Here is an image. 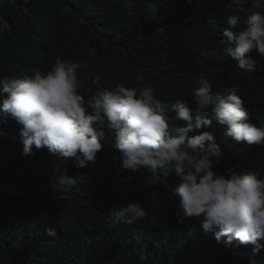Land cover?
Returning <instances> with one entry per match:
<instances>
[{
  "label": "trees",
  "instance_id": "16d2710c",
  "mask_svg": "<svg viewBox=\"0 0 264 264\" xmlns=\"http://www.w3.org/2000/svg\"><path fill=\"white\" fill-rule=\"evenodd\" d=\"M251 9V0H0V21L9 25L0 30V78L47 72L59 57L81 65L78 91L85 103L117 84L151 85L170 124L179 126L171 105L179 99L195 109L193 89L204 76L214 94L235 90L249 122L261 126L264 55L247 53L256 67L245 72L224 52L222 34L228 15L240 22ZM4 123L12 138L0 141V264H249L250 258L264 264V251L252 257L251 248L227 247L192 217L178 223L179 198L171 196L178 178L170 174L152 185L144 170L126 173L114 159L115 135L106 123L100 125L102 149L85 168L34 146L21 155V125ZM225 128L213 119L189 136L213 133L222 149L215 171L227 177L234 168L264 178V145L226 138ZM61 172L78 180L70 192L51 184ZM129 202H139L146 217L114 223L110 209ZM48 227L56 228V237L46 235Z\"/></svg>",
  "mask_w": 264,
  "mask_h": 264
},
{
  "label": "clouds",
  "instance_id": "9594fccd",
  "mask_svg": "<svg viewBox=\"0 0 264 264\" xmlns=\"http://www.w3.org/2000/svg\"><path fill=\"white\" fill-rule=\"evenodd\" d=\"M251 7L240 22L236 15H228L229 27L222 33L228 45L224 52L245 72L256 67L255 59L247 53L255 50L264 55V0H251ZM237 26L242 28L234 30ZM8 27L7 22L0 21V30ZM80 67L77 62L57 57L47 72L0 78V120L14 119L21 125V155H30L34 146L46 149L62 164L73 159L77 168H85L95 162L102 149L100 141L105 133L100 125L106 123L115 135L118 157L114 159L126 173L144 170L152 185L162 183L170 174L178 178L179 183L171 190V196L179 198L175 210L178 223L192 217L204 231H213L217 242L223 238L227 247L251 248L252 257L264 251V178L254 171L237 173L234 168L228 170L227 177L215 171L222 149L213 133L200 131L189 136L215 119L226 125V138L264 145V125L249 122L250 113L236 91L214 94L212 83L202 76L193 89L195 109L179 99L171 105L172 119L183 122L177 126L166 118L151 85L137 89L117 84L98 90L85 103L78 91ZM208 110L210 116L206 115ZM50 179L65 193L78 183L76 177L64 172ZM156 196L154 191L149 194L152 200ZM110 214L116 224H133L146 217L139 202L118 204ZM45 233L57 236L55 227L46 228ZM249 264L257 261L250 258Z\"/></svg>",
  "mask_w": 264,
  "mask_h": 264
},
{
  "label": "rangeland",
  "instance_id": "374dc122",
  "mask_svg": "<svg viewBox=\"0 0 264 264\" xmlns=\"http://www.w3.org/2000/svg\"><path fill=\"white\" fill-rule=\"evenodd\" d=\"M12 138V133L6 124L0 120V141Z\"/></svg>",
  "mask_w": 264,
  "mask_h": 264
}]
</instances>
